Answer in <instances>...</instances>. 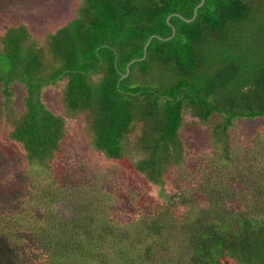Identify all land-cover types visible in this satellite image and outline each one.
Returning <instances> with one entry per match:
<instances>
[{
	"label": "trees",
	"instance_id": "1",
	"mask_svg": "<svg viewBox=\"0 0 264 264\" xmlns=\"http://www.w3.org/2000/svg\"><path fill=\"white\" fill-rule=\"evenodd\" d=\"M200 2L79 0L74 19L41 39L5 30L0 170L15 183L0 179V264H264V134L242 153L229 135L239 119L264 121V0ZM151 36L161 39L144 51ZM60 81L66 116L41 98ZM14 83L24 109L11 117ZM81 115L116 182L107 196L103 171L83 164V187L99 194H79L69 216L48 207L71 191L54 175L67 165L66 119ZM191 125L212 128V155L199 152L201 135H183ZM129 175L141 193L123 185ZM19 196L46 205L40 217L9 204Z\"/></svg>",
	"mask_w": 264,
	"mask_h": 264
},
{
	"label": "rangeland",
	"instance_id": "2",
	"mask_svg": "<svg viewBox=\"0 0 264 264\" xmlns=\"http://www.w3.org/2000/svg\"><path fill=\"white\" fill-rule=\"evenodd\" d=\"M78 1L79 0H0V37L9 27L23 25L27 27V29L35 36V38L41 39L46 33H49L56 28L65 25L68 21L74 19V13L76 9L75 7L77 6ZM63 86L64 81H60L55 86L46 87L43 90L41 96L46 107L59 116L67 115V112L65 111L62 104L61 90ZM10 92L12 97L10 99L9 108L12 110V117L15 115V113L18 114L24 109L23 98L25 95V89L22 85L14 83L10 87ZM4 101L5 96L3 95V89L0 85V130H2L0 131V134L5 135L6 138L7 134L9 133L7 130L8 124L6 123L8 110L5 108ZM83 118L84 116L81 115L66 119V130L69 135L68 141L70 142V146L67 144L68 149H64V157L67 159L64 164L67 165L66 168L62 165L57 166L55 169L56 176L54 175V178L58 177L63 180L64 188L61 191H66L72 187L71 191L68 195L64 193V198L61 197L48 207L54 212L69 216L75 214V210L77 209L75 200L77 196H80L79 194L83 192L87 193V190L91 196H96L99 194L94 193L92 187H86V189L83 187V183L85 181L82 174L83 164L86 167H96L97 169L103 171L98 177L96 185L99 188L105 190V194L107 196H110L112 188L116 182L114 175L113 177H110L108 173H106L107 170H109L114 165V162H110L107 159L106 161H103V159L95 161V156L101 155L92 151V148L89 145L88 137L86 138L85 136ZM211 125L213 127L215 124ZM188 128H191V130H184L183 135H191L194 139L201 135L199 139L200 141L197 144L199 152L205 153L206 156L212 155L213 153L211 152V148L206 147V143L208 140H210L209 133H211L212 128L210 129V132L202 126L196 127L191 125L188 126ZM258 132L264 134L263 120L239 119L235 121L233 123V127L229 129L231 145L237 148L239 153H242L247 149L246 147L250 145V141ZM132 138L135 139L136 137ZM189 143L191 145L194 144L192 141ZM216 146L218 150H220L219 147H221V145L219 144ZM192 147L195 148L194 145H192ZM6 148H9V146ZM188 148H190V146ZM9 158H11V155ZM19 168L22 169L20 166ZM112 170L116 174L120 175L116 168H113ZM126 171L130 173V169H127ZM13 173L14 170H5L3 168L0 170V179H3V181H5L7 184H14L15 182L11 177ZM121 179H123L122 183L129 191L133 192L134 189L135 192H137L138 189L140 190V193L143 191L144 183L142 178L138 175H129ZM16 189L17 188L15 187L13 190L16 191ZM158 192L159 191L157 190V187H155L153 190H147L148 195L152 194L156 196ZM27 197L30 198V196ZM8 199L12 198L8 197ZM152 199L153 197H151V200ZM9 204L13 207L21 208L22 210L20 213L24 214L25 216H29L30 212H34V216H32L33 218L40 217V214L42 213L41 208L46 207V205L41 206L37 203L30 205V200L28 204L27 201L23 200L21 196H19V199H12V202ZM143 205L144 208L152 206L147 203H144ZM112 209L115 210L114 208ZM24 211L26 213H24ZM116 212L124 214L120 208H118Z\"/></svg>",
	"mask_w": 264,
	"mask_h": 264
},
{
	"label": "water",
	"instance_id": "3",
	"mask_svg": "<svg viewBox=\"0 0 264 264\" xmlns=\"http://www.w3.org/2000/svg\"><path fill=\"white\" fill-rule=\"evenodd\" d=\"M203 4H204V0H201V2L199 3V5L197 6V8L201 7ZM197 8H196V9H197ZM175 15H176V14H175ZM176 16H179V15H176ZM195 16H196V10H195V14L193 15V17H192L191 19H189V20H186V21H187V22H191V21H193L194 18H195ZM170 17H171V16H169V17L167 18V20H169ZM154 37H155V38H158V39H161V38H159V37H157V36H151V37L149 38V40L147 41L145 47H144V51L146 50V48L148 47V45L150 44L151 40H152ZM144 57H145V54H144L143 58H144ZM143 58H142V59H143ZM142 59H141V60H142ZM134 61H135V60L131 61V62L127 65V72H128V67H129ZM125 76H126V75H124L123 77H125Z\"/></svg>",
	"mask_w": 264,
	"mask_h": 264
}]
</instances>
